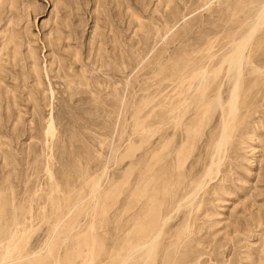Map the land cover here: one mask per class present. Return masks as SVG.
<instances>
[{"label": "rangeland", "instance_id": "374dc122", "mask_svg": "<svg viewBox=\"0 0 264 264\" xmlns=\"http://www.w3.org/2000/svg\"><path fill=\"white\" fill-rule=\"evenodd\" d=\"M262 12L264 0H0V264H121L148 198L158 211L205 173L221 111L200 103L198 76L207 103L219 87L226 102L228 65L213 71ZM261 23L226 156L174 217L170 264H264Z\"/></svg>", "mask_w": 264, "mask_h": 264}, {"label": "bare ground", "instance_id": "6f19581e", "mask_svg": "<svg viewBox=\"0 0 264 264\" xmlns=\"http://www.w3.org/2000/svg\"><path fill=\"white\" fill-rule=\"evenodd\" d=\"M256 21L257 22L251 28L249 34L237 42L232 52L223 58L220 68L213 71L215 72V75L216 73H219L220 70L224 69L225 64L228 65L226 68V77L231 80V82H233V85L231 86L226 102L223 98V93L221 91L222 89L219 87L217 89L215 98L208 101L207 103V101H205V97L207 95L208 87L207 83L204 84L205 79L208 77L207 70L202 71L198 76L197 82L200 88H198L196 91L200 94V103L202 104V101L204 100L203 104L205 102V105L209 106L212 112L216 109H220L221 111L219 135L213 141L211 149L208 152L209 164L206 167L207 169L205 170V173L196 180L192 181V183L188 185L187 188H185L183 194H173L174 196L171 197L170 195L164 196L163 199L158 202V211L155 209L157 205L155 204V199L152 197L148 198V211L144 216L146 217V223L143 224L140 222L141 220H137L138 218L136 215L132 216L131 247L128 250V254L123 257L121 264L126 262L131 264H157L159 260L161 261V264H170V261L173 258L171 254L173 253V255H176V248L181 243L182 237L176 235L178 232L173 233L172 231L171 224L174 217L178 212H180V210H183L182 208H184L185 212L189 210V215L191 214L194 206L197 204L196 199L199 192L204 189L207 179L211 180L213 178L212 175H217L219 173V168L223 162L224 156H226L225 154L227 153V147L229 146L231 139L229 132L230 127L239 112L240 89L244 73V60L246 57L245 50H247L248 43L258 31L259 26H262L260 23L261 21H264V12L260 13ZM216 76L218 78V75ZM188 100L189 99L186 98L185 101L181 103V105L187 103ZM206 118L205 120L207 124L209 117L207 119ZM174 119L172 124L175 123ZM52 128L53 123H51L50 130H52ZM184 163L185 160H183L180 167L184 166ZM167 189H170L168 185ZM167 203L168 208L163 213L161 209L164 207V204ZM185 212L182 215L183 221L181 226L185 225V221L187 220L186 217L189 216L187 215L185 217ZM154 216L156 219L152 220ZM189 221L190 220L188 219L186 223ZM187 229L189 228L187 227L185 230L183 229L184 231L182 236L185 234V232H188L186 231ZM169 232L171 236L166 241Z\"/></svg>", "mask_w": 264, "mask_h": 264}]
</instances>
